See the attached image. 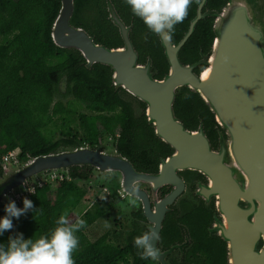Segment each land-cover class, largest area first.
<instances>
[{"label":"trees","instance_id":"obj_1","mask_svg":"<svg viewBox=\"0 0 264 264\" xmlns=\"http://www.w3.org/2000/svg\"><path fill=\"white\" fill-rule=\"evenodd\" d=\"M93 4V0H74L70 24L85 30L95 44L107 49L120 45L116 29L101 18L102 9ZM59 9V0H0V175L2 157L16 150L17 164L21 165L61 146L85 145L96 149L103 134L112 139L117 152L136 171H156L159 158L170 153L168 146L155 136L144 113L137 117L131 105L121 99L112 85L109 67L94 64L86 69L79 52L59 49L53 44L50 33ZM94 12L95 30L91 24ZM192 15L188 10L184 21L175 26L172 44L182 39ZM132 33L141 60L149 56L158 71L155 78L161 79L168 71V63L159 41L144 36L136 20ZM213 34L210 22H199L180 50L181 62L196 63L199 52H205ZM63 78L65 90L61 93L59 85ZM140 106L144 111L145 105ZM83 109L87 112H82ZM174 113L185 129L190 127V120L197 123V116L204 122L211 117L201 98L187 88L177 95ZM75 124L82 131V138L73 133ZM91 176L89 167L70 168L62 180L55 181L53 201L49 199L48 183L39 186L40 179L35 184L28 182L25 187L33 188V193L25 197L32 201L33 207L15 218L18 232L24 239L50 237L56 220L67 211L70 223L80 219L86 222L75 233L79 239L73 253L75 264H153L151 258H141L134 245V237L139 234L137 227L125 235L122 247L111 243L107 235L93 242L87 239L84 229L105 215L101 201L80 218L75 214L86 194L76 181H88ZM23 198L16 204L18 208H23ZM9 202L0 205V216L5 215L4 208ZM9 239L5 231L0 243L7 246Z\"/></svg>","mask_w":264,"mask_h":264},{"label":"water","instance_id":"obj_2","mask_svg":"<svg viewBox=\"0 0 264 264\" xmlns=\"http://www.w3.org/2000/svg\"><path fill=\"white\" fill-rule=\"evenodd\" d=\"M59 1L60 9L50 33L53 44L59 49L79 52L86 69L94 64L109 67L114 89L145 104L147 123L172 154L161 162L158 174L149 175L136 172L115 147L99 150L85 145L61 146L19 166L3 165L0 205L28 182L34 184L46 175L67 174L72 167L86 166L91 168L92 175L115 177L125 196L127 190L131 191L132 182L136 187L138 184L153 188L176 186L179 182L176 171L196 170L208 178V187L217 196L218 210L227 224H248L244 218L251 216V260L264 261V249L259 253L253 251L256 242L264 240V0H226L220 12L207 14L214 17V40L207 60L203 57L187 65L179 59L181 48L198 20L205 16L198 13L176 45L172 42L166 45L156 34L168 63V71L160 80L154 78L158 71H152L151 60L143 66L137 65L138 55L129 39V29L111 6L110 20L119 29L123 48L107 49L95 44L85 30L70 24L74 0ZM201 64L206 68L196 74L194 70ZM62 82L65 86L64 78L59 86ZM184 87L201 98L223 129L226 140L220 138L219 154L210 149L200 126L190 131L176 118L175 99ZM225 155L228 163L224 162ZM235 170L244 173L245 184L237 181ZM138 191V196L133 198L141 204L147 223L152 225L150 230L155 228L159 234L167 205L174 196L156 204L152 211L146 193ZM240 200L246 202L244 208L239 206ZM227 241L232 249V240ZM156 242L152 241L154 248ZM154 261L166 264L159 258Z\"/></svg>","mask_w":264,"mask_h":264},{"label":"flooded vegetation","instance_id":"obj_3","mask_svg":"<svg viewBox=\"0 0 264 264\" xmlns=\"http://www.w3.org/2000/svg\"><path fill=\"white\" fill-rule=\"evenodd\" d=\"M93 2L95 8L98 6L102 9L100 10L101 18L108 20V22L114 26L120 39V45L108 49L124 47L119 29L110 20L109 6H111L125 28L129 29V39L138 55L137 65L143 66L148 60H151L149 56H145L144 60H141L140 51L131 39V35L133 34V23L135 20L138 21L141 28L144 30V36L146 35L147 37H151L158 41L156 34L150 32L144 27V23L132 13L126 0H93ZM201 3L202 0H192L188 10L193 15L188 21V28L191 21L199 13L205 17L198 20L197 24L201 21L210 22V29L213 33L214 17L208 16L207 14L210 12H220L226 3V0H205L203 4ZM95 19L96 14L94 12L91 15L93 30L96 29ZM197 24L195 25V28ZM213 40L214 34L211 43L207 46L205 52H199L200 56L197 62L203 59V57H206V60L209 58ZM151 68L152 71L156 70L152 64V60ZM205 68L206 65L201 64L194 70V72L199 74ZM117 91L123 99L126 98L128 100L124 101L131 105L133 113L137 117H139L142 112L145 115V108L144 111H142L140 106L143 103L137 101L122 90L118 89ZM135 103L137 104V108L134 106ZM207 109L209 110L208 107ZM210 115L211 117H207L205 122L199 116L196 117V124L194 123V120H190L188 123L190 127L187 128V130L195 131L200 126L210 143V149L216 154H219L221 152V147H219L220 138L223 137L226 140V135L223 129L216 123L214 115L211 112ZM169 151L170 153L168 155L159 158L156 171L144 174H158L161 162L166 160L172 154L170 148ZM227 160H229V158L225 155L224 162L226 163ZM238 160L239 162L241 161L240 158ZM236 163L239 164L237 161ZM235 173H237L235 176L237 181H241L245 184L246 176L244 173L241 170H235ZM176 176L179 179L176 186L167 184L158 188H153L146 186V184L137 185L138 189L146 193L152 211L156 204L171 195L174 196L172 203L167 205V210L159 231V239L156 242L157 249L159 250L158 258L166 264H264V261L255 262V260H251V216L244 218L248 224L239 223L233 226L227 224L226 220L223 219L222 214L218 210V198L211 193V190L208 187L209 180L205 175L196 170L183 169L176 171ZM123 197L129 199L128 196L124 195ZM238 204L241 208L246 206V202L242 200H240ZM123 205V202L118 204L121 213L123 211L129 217L128 224L130 229L127 233L134 230L135 227L139 230L138 236L150 230L152 225L147 223L140 203L136 202L135 207L131 210L127 207H123ZM228 239H231L233 242L232 249L229 246ZM263 249L264 240L256 242L253 246V251L255 253H259ZM141 251L142 250H140V252ZM151 261L153 264H159L152 259Z\"/></svg>","mask_w":264,"mask_h":264},{"label":"clouds","instance_id":"obj_4","mask_svg":"<svg viewBox=\"0 0 264 264\" xmlns=\"http://www.w3.org/2000/svg\"><path fill=\"white\" fill-rule=\"evenodd\" d=\"M132 13L138 17L147 29L157 34L167 45L172 41L175 26L182 23L188 14L192 0H126ZM208 74L205 73V76ZM127 190L129 203L135 205L138 188L134 182ZM33 203L28 198H23V208H18L14 201H10L4 208L5 215L0 216V236L13 228V218H19ZM56 227L50 237L39 239H24L19 233L15 238H10L7 246L0 243V264H75L73 253L79 245L76 232L86 224L80 219L70 223L68 212H63L56 220ZM159 234L155 228L134 237V245L141 251V258L156 260L159 250L152 245L153 240H158Z\"/></svg>","mask_w":264,"mask_h":264},{"label":"rangeland","instance_id":"obj_5","mask_svg":"<svg viewBox=\"0 0 264 264\" xmlns=\"http://www.w3.org/2000/svg\"><path fill=\"white\" fill-rule=\"evenodd\" d=\"M64 87V82H62L61 86H59L61 93L64 92ZM134 106L137 108L136 103ZM82 112L87 111L86 109H83ZM72 131L78 138H82V131L77 124L73 125ZM112 143V139L109 136L103 134L96 149H109L113 147ZM15 152H17V150ZM6 165L19 166L17 163L14 164L13 161ZM54 179V175H46L43 179L39 180L41 183H48L50 185V201L55 199L56 183ZM76 183L82 187L86 193L83 200L75 210L77 217L80 218L82 214L92 207V205L97 201H101L105 207V215L84 229L87 239L93 242L103 235H107L108 240L111 243L122 247L123 239L126 233L129 231L130 226L128 224V215L123 211L121 213L118 204L123 202V207H127L129 210L133 209L135 205L130 204L129 199L123 197L124 194H122L118 188L116 178L111 176H105V178H101V176L92 175L88 181H76ZM6 232L10 238H15L19 234L18 224L15 218H13V228L7 230Z\"/></svg>","mask_w":264,"mask_h":264},{"label":"built area","instance_id":"obj_6","mask_svg":"<svg viewBox=\"0 0 264 264\" xmlns=\"http://www.w3.org/2000/svg\"><path fill=\"white\" fill-rule=\"evenodd\" d=\"M17 152H11L8 155L2 157L1 161L3 165L9 164L10 162H14V164L17 163ZM64 174H54V180H62ZM52 178V177H51ZM42 184L45 183H41L39 184V186H41ZM33 193V188H22L19 192H17L15 195L12 196V198L10 197V201H14L16 204L19 203L20 199L27 196L28 194Z\"/></svg>","mask_w":264,"mask_h":264}]
</instances>
